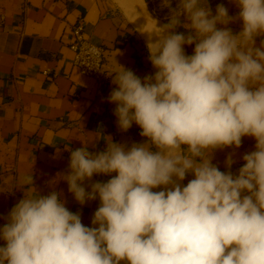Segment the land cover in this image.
Wrapping results in <instances>:
<instances>
[{
	"label": "clouds",
	"instance_id": "1",
	"mask_svg": "<svg viewBox=\"0 0 264 264\" xmlns=\"http://www.w3.org/2000/svg\"><path fill=\"white\" fill-rule=\"evenodd\" d=\"M230 2L238 17L223 4L213 15L207 0H178L170 22L147 32L154 75L141 80L119 64L110 74L118 127L135 124L148 142L110 138L103 152L88 143L71 151L60 178L81 205L99 198L94 227L61 193L34 188L0 226V264H264V43L255 47L264 0ZM181 16L187 35L175 31ZM234 19L243 23L236 35L226 27ZM246 136L255 150L238 174L220 171L214 151L238 149ZM94 175L111 178L86 191ZM24 182L34 186L32 174Z\"/></svg>",
	"mask_w": 264,
	"mask_h": 264
},
{
	"label": "crops",
	"instance_id": "2",
	"mask_svg": "<svg viewBox=\"0 0 264 264\" xmlns=\"http://www.w3.org/2000/svg\"><path fill=\"white\" fill-rule=\"evenodd\" d=\"M153 1L139 0L145 12ZM169 2L171 11L178 8V0ZM219 4L228 9L229 16L238 17L239 8L230 0H207L213 15ZM1 16L0 226L7 223L11 209L24 195L35 194V188L42 196L61 193L65 206L80 215L82 224L94 227L99 198L81 205L60 178L70 170L71 151L88 143L89 152H103L110 138L126 147L148 141L135 124L127 131L118 127L115 105L109 102L116 85L98 93L94 79L73 65L71 28L82 20L84 37L103 48L104 70L117 71L119 64L141 80L153 75L147 43L127 17L121 0H0ZM180 20L175 31L187 35L189 30L182 26L186 18L181 16ZM226 27L236 35L243 23L234 19ZM262 43L264 35L257 36L255 47ZM193 48L185 45V54L192 55ZM47 70L49 76L43 74ZM255 144L254 138L243 137L238 149L215 150L212 163L229 172L243 165V155L254 151ZM230 154L234 163L228 168ZM30 174L34 186L24 182ZM110 178L94 175L83 186L91 191V184ZM192 178L189 173L181 183L186 185Z\"/></svg>",
	"mask_w": 264,
	"mask_h": 264
},
{
	"label": "built area",
	"instance_id": "3",
	"mask_svg": "<svg viewBox=\"0 0 264 264\" xmlns=\"http://www.w3.org/2000/svg\"><path fill=\"white\" fill-rule=\"evenodd\" d=\"M4 20V17H0V22ZM73 37L72 43L69 45V49L73 52V65L84 76L94 79L97 86V92L100 93L104 87L112 85L113 76L110 75L113 71L104 70L103 64V48L99 45L90 43L83 34L82 20L71 28ZM45 76L50 75V71H44ZM53 76V75H52ZM242 165L234 167L230 172L235 176Z\"/></svg>",
	"mask_w": 264,
	"mask_h": 264
},
{
	"label": "bare ground",
	"instance_id": "4",
	"mask_svg": "<svg viewBox=\"0 0 264 264\" xmlns=\"http://www.w3.org/2000/svg\"><path fill=\"white\" fill-rule=\"evenodd\" d=\"M121 1L125 9V12L127 14V17H129L130 21L136 27V30H138L139 34L145 39L146 43H148L149 34L147 32H151L152 30H154L155 22L157 27H161L164 24L148 16L142 4L139 2V0H121ZM152 39L154 41L156 37L153 36ZM155 71L156 69L152 66L153 75ZM121 264H128V262L122 261Z\"/></svg>",
	"mask_w": 264,
	"mask_h": 264
},
{
	"label": "rangeland",
	"instance_id": "5",
	"mask_svg": "<svg viewBox=\"0 0 264 264\" xmlns=\"http://www.w3.org/2000/svg\"><path fill=\"white\" fill-rule=\"evenodd\" d=\"M170 5L171 4L169 0L167 3L165 2V0H154L153 2L148 4L146 14L165 25L170 22V15L173 14V10H170Z\"/></svg>",
	"mask_w": 264,
	"mask_h": 264
}]
</instances>
